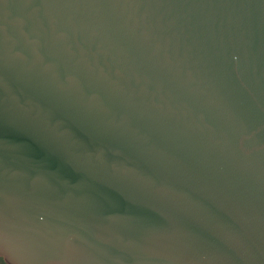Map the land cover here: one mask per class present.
Returning <instances> with one entry per match:
<instances>
[{"label":"water","instance_id":"1","mask_svg":"<svg viewBox=\"0 0 264 264\" xmlns=\"http://www.w3.org/2000/svg\"><path fill=\"white\" fill-rule=\"evenodd\" d=\"M8 264H264V0H0Z\"/></svg>","mask_w":264,"mask_h":264},{"label":"flooded vegetation","instance_id":"2","mask_svg":"<svg viewBox=\"0 0 264 264\" xmlns=\"http://www.w3.org/2000/svg\"><path fill=\"white\" fill-rule=\"evenodd\" d=\"M0 264H8L3 257L0 256Z\"/></svg>","mask_w":264,"mask_h":264}]
</instances>
